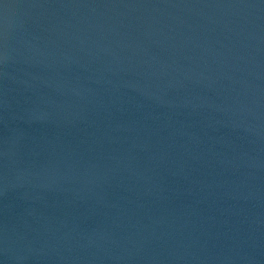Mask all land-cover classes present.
<instances>
[{
  "label": "water",
  "instance_id": "obj_1",
  "mask_svg": "<svg viewBox=\"0 0 264 264\" xmlns=\"http://www.w3.org/2000/svg\"><path fill=\"white\" fill-rule=\"evenodd\" d=\"M0 264H264V0H0Z\"/></svg>",
  "mask_w": 264,
  "mask_h": 264
}]
</instances>
